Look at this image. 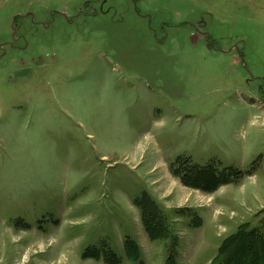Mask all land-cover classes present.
Segmentation results:
<instances>
[{"label": "rangeland", "instance_id": "rangeland-1", "mask_svg": "<svg viewBox=\"0 0 264 264\" xmlns=\"http://www.w3.org/2000/svg\"><path fill=\"white\" fill-rule=\"evenodd\" d=\"M256 256L264 0H0V264Z\"/></svg>", "mask_w": 264, "mask_h": 264}, {"label": "trees", "instance_id": "trees-1", "mask_svg": "<svg viewBox=\"0 0 264 264\" xmlns=\"http://www.w3.org/2000/svg\"><path fill=\"white\" fill-rule=\"evenodd\" d=\"M182 169H183V167H182ZM187 170L190 173V174L187 175V177H190V175L192 174V171H191L190 168H188ZM210 171H212V170L208 169L206 171H203L204 173H202L201 176L200 175L196 176L198 178L197 180H199V182L202 183V185L206 189H208V188H216L217 184H218V182L214 181L212 174H210L211 173ZM184 181L187 183V185L196 184V186H198V183H199V182L197 183L196 179H193L191 181L189 179L187 181L184 179ZM210 182H212V183L209 184ZM134 248L135 247H131L130 249H128L129 253H131ZM251 248H252L251 246L248 247L249 250ZM236 258H239V256H237ZM256 259H257V256L255 257V262H256V264H258V261H256ZM233 264H240V263L238 261H234Z\"/></svg>", "mask_w": 264, "mask_h": 264}]
</instances>
